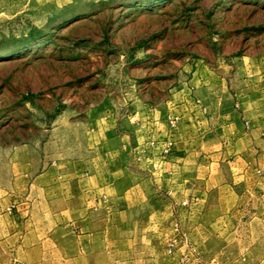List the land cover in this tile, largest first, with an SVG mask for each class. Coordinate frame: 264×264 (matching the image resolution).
<instances>
[{"label": "crops", "instance_id": "obj_1", "mask_svg": "<svg viewBox=\"0 0 264 264\" xmlns=\"http://www.w3.org/2000/svg\"><path fill=\"white\" fill-rule=\"evenodd\" d=\"M126 68L10 144L0 264H264V61Z\"/></svg>", "mask_w": 264, "mask_h": 264}, {"label": "rangeland", "instance_id": "obj_2", "mask_svg": "<svg viewBox=\"0 0 264 264\" xmlns=\"http://www.w3.org/2000/svg\"><path fill=\"white\" fill-rule=\"evenodd\" d=\"M200 57L264 61V0H0V216L24 202L10 144L29 127L38 136L126 67L146 78Z\"/></svg>", "mask_w": 264, "mask_h": 264}, {"label": "built area", "instance_id": "obj_3", "mask_svg": "<svg viewBox=\"0 0 264 264\" xmlns=\"http://www.w3.org/2000/svg\"><path fill=\"white\" fill-rule=\"evenodd\" d=\"M172 148V143H168L165 152L167 153Z\"/></svg>", "mask_w": 264, "mask_h": 264}]
</instances>
